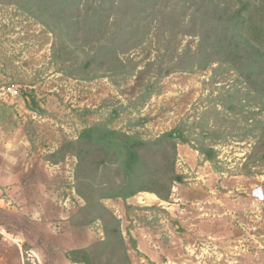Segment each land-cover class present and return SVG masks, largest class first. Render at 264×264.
<instances>
[{"label":"rangeland","instance_id":"374dc122","mask_svg":"<svg viewBox=\"0 0 264 264\" xmlns=\"http://www.w3.org/2000/svg\"><path fill=\"white\" fill-rule=\"evenodd\" d=\"M58 1L0 0V163L13 165L0 173V264H82L66 253L105 239L100 202L121 220L131 264H264L262 94L224 60L157 74L197 49L184 0ZM169 47L176 57L164 60ZM178 124L192 142L178 145L177 215L139 197L99 198L121 177L106 145L86 146L80 161L85 127L153 140ZM149 157L152 170L166 167L158 149ZM114 248L96 256L122 264Z\"/></svg>","mask_w":264,"mask_h":264},{"label":"trees","instance_id":"16d2710c","mask_svg":"<svg viewBox=\"0 0 264 264\" xmlns=\"http://www.w3.org/2000/svg\"><path fill=\"white\" fill-rule=\"evenodd\" d=\"M43 1L39 0L40 3ZM61 1L59 0L56 4L61 5ZM78 1L81 4L84 2V0ZM185 3L191 10L181 20L185 21L186 16L190 15V22L195 23L187 32L200 37L197 49L193 52L190 48L186 54H179L177 58L173 56L176 55L177 49L169 47L162 54L164 60L167 59V55L176 58L171 57L169 63L160 62L157 74L168 75L179 68L193 66L205 68L212 61L224 60L234 66L252 91L262 94L264 98V0H184ZM185 7L186 4L184 9ZM186 12L184 11V14ZM100 17L98 23L102 25L106 18L104 15ZM198 19L201 22L199 26H196ZM185 34H187L186 29ZM93 62L92 58L87 60L83 65L84 69L91 68ZM156 64V62L149 63L151 67ZM27 104L31 109L38 107L32 95L27 96ZM185 126L178 124L153 140L140 139L135 135L101 125L85 127L77 141L78 145H81V149L78 150L80 161L82 162L84 158L86 146L92 143L106 145L112 154L110 162L117 164L115 173L121 177L120 183L114 189L112 186L111 191L101 193L99 198L126 200L140 192L148 191L155 193L163 200H169L174 183L185 180V176L178 173L175 168L178 145L192 142ZM256 147H264V124L261 135L257 137ZM151 148L158 149L164 156L165 168H160L158 171L152 170L149 157ZM201 152L206 160H214L216 152L212 147L203 148ZM259 159H264V149ZM153 184L158 185V188L153 187ZM79 194H81L80 191ZM98 209L101 213L94 219L103 221L105 239L94 243L89 248L72 249L66 253L67 257L74 263L115 264L100 260L96 256V253L100 254L98 247L114 245L113 255L120 257L122 264H131L121 220L102 202L98 204Z\"/></svg>","mask_w":264,"mask_h":264},{"label":"crops","instance_id":"0c3cea01","mask_svg":"<svg viewBox=\"0 0 264 264\" xmlns=\"http://www.w3.org/2000/svg\"><path fill=\"white\" fill-rule=\"evenodd\" d=\"M3 156H6V155H3ZM0 161H1V155H0ZM9 165H11L10 162H8L7 160H3V162L0 163V173H1V171H3L6 168H8ZM11 166H13V165H11ZM7 179L8 178L6 176H4L3 174L0 175V183H1L2 186L5 185V184H7V181H8ZM174 188H175V190L176 189H179L176 186ZM146 194H149L150 196L149 197H147V196L140 197L138 195H135V196H132V197L128 198V203L129 202H132V200H134L135 198H138L139 197L142 200V203H138V204H140V206H143V205L144 206H147L149 204H157V205L161 206L162 204H166L167 206L165 205L166 206L165 208L167 210H169L171 216L177 215V212H179V211H176V210H178V209H176L177 208V205H178V203H176V202H178V201L173 202V201H175V199L178 200V198H173L175 196V193L174 192L172 194V198L169 199V200H163V199L159 198L156 194L151 193V192H146ZM198 194L199 195H196V196L202 195L200 192H198ZM202 200H204V199L203 198H200V197H196V198L193 199V201H197V202L202 201ZM109 202H110V200H109ZM116 202H118V201H116ZM141 204H143V205H141ZM116 207L121 211V213H125V207H123L122 204H121L120 207L118 205H116Z\"/></svg>","mask_w":264,"mask_h":264}]
</instances>
